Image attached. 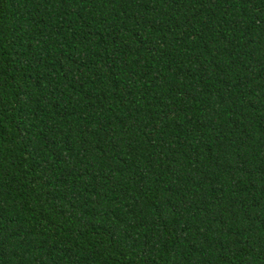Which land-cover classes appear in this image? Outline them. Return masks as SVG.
Returning a JSON list of instances; mask_svg holds the SVG:
<instances>
[{
  "label": "trees",
  "instance_id": "trees-1",
  "mask_svg": "<svg viewBox=\"0 0 264 264\" xmlns=\"http://www.w3.org/2000/svg\"><path fill=\"white\" fill-rule=\"evenodd\" d=\"M0 264H264V0H0Z\"/></svg>",
  "mask_w": 264,
  "mask_h": 264
}]
</instances>
